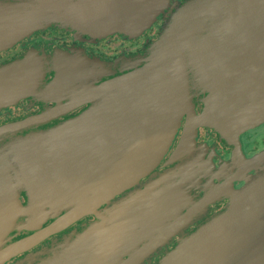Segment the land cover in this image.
<instances>
[{
	"label": "water",
	"instance_id": "water-1",
	"mask_svg": "<svg viewBox=\"0 0 264 264\" xmlns=\"http://www.w3.org/2000/svg\"><path fill=\"white\" fill-rule=\"evenodd\" d=\"M169 1L5 0L0 2V22L12 24L15 35L53 24L98 38L118 34L131 40L149 29ZM22 62L0 68V105L27 87L28 71L20 68ZM126 63L119 75L98 87L101 103L90 110L102 115L76 119L71 139L75 137L77 147L69 156L71 164L61 161L53 144L43 146L40 154L32 153L38 151L35 146L24 149L28 140L15 135L24 127L23 121L0 128V141L11 134L9 142L17 144V148H6V154L0 152V264L35 247L102 201L110 202L106 211L110 224L134 221L127 218L137 212L128 209L137 207V191L114 197L157 166L182 117L232 142L241 131L264 121V0H185L170 13L145 55ZM195 100L203 104L199 114L194 112ZM188 133L180 148L188 145ZM67 152L65 147L63 154ZM81 152L85 156H78ZM262 159L264 154L250 164L254 167ZM261 169L237 193L227 187L230 204L223 213L227 220L220 231L211 233L227 240L226 256L218 253L222 257L216 262L198 264H264ZM38 176H45V183ZM23 184H29L34 193L27 208L14 193ZM160 184L168 195L156 203L150 193L145 196L149 208L141 223L169 221V213L164 218L155 214L171 208L180 193L165 182ZM73 201L77 203L71 212L59 217L61 204L68 207ZM47 220L50 223L41 228ZM20 231L30 234L11 241V233ZM115 243L124 242L117 237L109 244L111 250ZM50 251L53 254V248Z\"/></svg>",
	"mask_w": 264,
	"mask_h": 264
},
{
	"label": "flooded vegetation",
	"instance_id": "flooded-vegetation-1",
	"mask_svg": "<svg viewBox=\"0 0 264 264\" xmlns=\"http://www.w3.org/2000/svg\"><path fill=\"white\" fill-rule=\"evenodd\" d=\"M184 1L170 0L169 6L157 16L149 29L131 40L118 34L98 38L53 24L15 35L12 24L0 22V68L23 61L20 68L28 71L24 82L27 87L11 101L0 105V128L23 121L24 127L16 130L15 135L28 140L23 143L24 149L29 145L35 146L38 151L32 153L40 154L43 146L45 148L53 144L61 153V161L71 164L68 162L70 148L77 147L75 137L71 139L76 119L102 115L101 111L90 110L101 103L100 97L96 95L98 87L112 75H119L127 64L126 59L145 55L170 13ZM84 69L89 70L93 78ZM81 74L84 79L77 77ZM193 106L195 114H199L201 104L196 101ZM186 131L189 132V143L180 148ZM11 139V134L2 138L1 153L6 154V148H17V144L9 142ZM65 147L68 150L66 156L63 154ZM263 152L264 121L239 133L235 141L228 142L211 130L182 117L157 166L137 185L114 197L115 200L121 199L131 191H137V207L128 208L129 213L133 209L137 210L132 217L127 218L134 221L123 222V219L122 222L110 224L109 212L106 213L110 202L102 201L92 210H83L78 219L45 237L35 247L2 264L216 262L222 255L210 253L215 252L222 242L227 245V240L211 236L209 232L221 229V225L214 221L230 204L227 187H233V193H237L246 180L252 181L259 167H264V159L259 160L254 167L248 164V160ZM80 155L85 156L82 152ZM83 161L81 159L79 163ZM38 179L43 184L46 177L38 176ZM161 181L180 193L171 208H166L161 215L155 214L156 217L164 218L165 213H169V221L141 223L149 208L145 196L150 193L152 201L156 203L162 195H168ZM14 193L24 208L34 196L29 184L21 185ZM39 195L43 196V191ZM76 203L73 201L68 207H62V203L58 216L71 212ZM49 223L50 220H47L41 228ZM143 233L146 237H142ZM29 234L27 231L12 232L11 237H14L11 241ZM117 237L124 243H115L111 250L109 244L116 241ZM52 248L53 254L50 251ZM101 250L103 253H100ZM43 251L47 253L35 254Z\"/></svg>",
	"mask_w": 264,
	"mask_h": 264
},
{
	"label": "rangeland",
	"instance_id": "rangeland-1",
	"mask_svg": "<svg viewBox=\"0 0 264 264\" xmlns=\"http://www.w3.org/2000/svg\"><path fill=\"white\" fill-rule=\"evenodd\" d=\"M199 104H201V106L203 105V104L200 103V102H199ZM2 105H3V104H2ZM251 127H252V126H250L249 128H251ZM249 128H247V129H249ZM206 129H207V130H211V129H209V128H206ZM244 131H245V130H244ZM211 132L217 134L221 139L230 142L228 139H224V138H222L221 135H219V134L216 133L215 131L211 130ZM241 132H243V131H241ZM241 132H240V133H241ZM262 154H264V152L261 153L260 155L256 156V157H254L253 159L248 160V164L250 165V162H251L252 160H255L256 158H260ZM249 168H250V166H249ZM261 168L264 169L263 166H260V167H259V171L257 172L256 176L259 174L260 170H262ZM256 176H255V177H256ZM249 183H250V180L248 179V180L245 181V185H244V186H245V187L248 186ZM244 186H243V187H244ZM243 187H241V188H243ZM241 188H240V189H241ZM223 217H224L223 214L220 215V217H218V219H216V220L214 221V223H215V224L217 223V224H220V225H225L224 221H226L227 219H225V218H223ZM217 232H218V231H211V232H209V233H210V234H211V233H214V234H215V233H217ZM224 243H225V242H222V244L218 245V246L216 247V251L213 252V253H210V254L218 255V253H223V256H226V255H225V252H226L227 250L225 249V247L223 248ZM223 251H225V252H223ZM206 253H207V252H206ZM219 255H221V254H219Z\"/></svg>",
	"mask_w": 264,
	"mask_h": 264
},
{
	"label": "bare ground",
	"instance_id": "bare-ground-1",
	"mask_svg": "<svg viewBox=\"0 0 264 264\" xmlns=\"http://www.w3.org/2000/svg\"><path fill=\"white\" fill-rule=\"evenodd\" d=\"M70 151H73V149L70 148ZM78 151H79V150H78ZM79 152H80V151H79ZM66 154H67V153H66ZM66 154H65V155H66ZM71 155H72V153H71ZM78 156H81L80 153L78 154ZM40 157H41V156H40Z\"/></svg>",
	"mask_w": 264,
	"mask_h": 264
}]
</instances>
